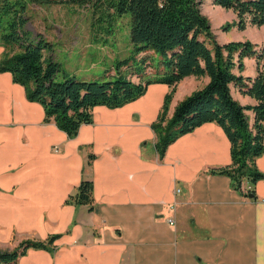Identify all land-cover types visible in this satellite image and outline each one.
<instances>
[{"label":"crops","instance_id":"1","mask_svg":"<svg viewBox=\"0 0 264 264\" xmlns=\"http://www.w3.org/2000/svg\"><path fill=\"white\" fill-rule=\"evenodd\" d=\"M243 61L241 73L255 74V58ZM192 77L208 80L183 78ZM168 89L151 82L120 106L95 105L92 121L68 137L0 71V242L60 234L52 251L30 247L17 264H264V176L245 196L227 175L207 171L230 162V141L214 121L179 135L160 158L151 122ZM231 92L241 104L255 102ZM256 164L264 173V150ZM83 177L93 182L91 209L65 202Z\"/></svg>","mask_w":264,"mask_h":264},{"label":"trees","instance_id":"2","mask_svg":"<svg viewBox=\"0 0 264 264\" xmlns=\"http://www.w3.org/2000/svg\"><path fill=\"white\" fill-rule=\"evenodd\" d=\"M29 1L82 5L93 0ZM105 1L107 8L119 14L130 13V39L135 53L151 50V62L146 64L142 57L132 71L139 79L119 74L114 79L87 80L65 72L59 77L60 65L50 53L51 42L26 26L25 0H0V71H9L12 80L23 85L26 97L42 104L44 120L53 121L68 137L75 136L82 123L92 121L95 105L120 106L143 94L151 82L167 83L170 88L151 122L158 156L162 158L167 145L179 135L203 122L214 121L230 141V162L209 167L207 171L227 175L232 188L245 196L250 193L254 196L252 185L264 176L256 164L257 156L264 150V41L261 44L249 39L217 42L208 17L201 11L203 0ZM212 2L233 10L239 29L246 26L247 20L264 24V0ZM246 56L256 60L253 75L241 73ZM128 60L129 57L118 60V67ZM147 67L153 69L154 74L146 76ZM190 74L207 75L208 80L180 99L167 115L176 84ZM231 86L252 96L255 102L241 104L232 95ZM247 110H251L252 117ZM87 156L90 161L94 154L90 152ZM65 202L87 204L91 209L92 180L83 177ZM59 235L26 237L14 248L0 250V264H17L19 256L30 247L52 251L53 241Z\"/></svg>","mask_w":264,"mask_h":264},{"label":"rangeland","instance_id":"3","mask_svg":"<svg viewBox=\"0 0 264 264\" xmlns=\"http://www.w3.org/2000/svg\"><path fill=\"white\" fill-rule=\"evenodd\" d=\"M25 1L26 26L32 33L39 32L51 42L50 53L60 65L59 77L65 72L79 79L104 80L124 74L137 80L139 78L132 71L141 63V58L145 57L146 64L151 62V50L135 53L134 44L130 39V13L119 14L113 8H107L105 0H93L82 5L37 4ZM200 8L208 17L217 42L249 39L257 44L263 43L264 24H252L247 20L246 26L239 29L233 10L215 4L212 0H203ZM125 57H129L128 62L118 67L117 61ZM153 60L157 61L156 58ZM252 66L253 63L248 61L247 68L250 69ZM149 68L147 67L149 71H145L146 76L155 72ZM203 84L199 77L182 78L176 84L175 91L178 86H182L179 95V97L183 95L179 98L182 99ZM187 91L189 92L185 93ZM26 237L39 238L13 234L6 242H0V250H10Z\"/></svg>","mask_w":264,"mask_h":264},{"label":"built area","instance_id":"4","mask_svg":"<svg viewBox=\"0 0 264 264\" xmlns=\"http://www.w3.org/2000/svg\"><path fill=\"white\" fill-rule=\"evenodd\" d=\"M179 190H180L179 187H175V192H178ZM171 206H172V208H173V207H174V203H172ZM167 220H168V222L171 223V224H174V222H175L174 219H173L172 217H170V216L167 217Z\"/></svg>","mask_w":264,"mask_h":264},{"label":"water","instance_id":"5","mask_svg":"<svg viewBox=\"0 0 264 264\" xmlns=\"http://www.w3.org/2000/svg\"><path fill=\"white\" fill-rule=\"evenodd\" d=\"M249 195H250V196H252L253 194H252V193H250Z\"/></svg>","mask_w":264,"mask_h":264}]
</instances>
